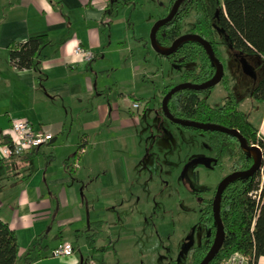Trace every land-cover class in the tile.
<instances>
[{
    "label": "crops",
    "instance_id": "obj_1",
    "mask_svg": "<svg viewBox=\"0 0 264 264\" xmlns=\"http://www.w3.org/2000/svg\"><path fill=\"white\" fill-rule=\"evenodd\" d=\"M113 1L114 11L125 2L0 0V217L16 231L20 255L15 264H95V252H105L108 241L115 245L117 240L101 234L99 229L108 224L102 215L118 213L119 193L141 177L131 156H136L145 100H133L141 104L136 116L131 104L125 106L126 94L104 80L117 70L112 57L113 13L106 17L112 20L109 39L103 25ZM37 34H47L50 40L41 61L35 68L17 69L11 63L10 45ZM78 42L96 54L92 62L74 54ZM234 52L230 65H225L230 90L234 81H245L242 98L236 99L264 137V102L252 98L264 77V56ZM130 63L135 65L132 59ZM17 117L27 118L54 138L9 160L2 141ZM154 119L164 123L161 114ZM113 141L117 145L111 150L108 144ZM82 143L85 152L79 155ZM42 235L40 250L31 255L40 257L27 263L25 255ZM81 240L77 250L75 243ZM64 241L73 244V254L53 256ZM113 252L117 254L115 248ZM257 264H264V256Z\"/></svg>",
    "mask_w": 264,
    "mask_h": 264
},
{
    "label": "rangeland",
    "instance_id": "obj_2",
    "mask_svg": "<svg viewBox=\"0 0 264 264\" xmlns=\"http://www.w3.org/2000/svg\"><path fill=\"white\" fill-rule=\"evenodd\" d=\"M169 1L130 0L113 12L112 57L117 70L104 80L126 94V107H132L133 96L145 100L146 107L143 104L140 110L145 116L136 131V156H131V164L136 163V173L141 177L119 193L118 213L102 215L108 224L99 229L101 234L105 238L111 234L117 240L115 245L108 241L105 252H95V264H187L190 249L203 244L208 233L200 221L204 199L229 174L230 159L214 165L215 153L207 134L176 124L164 115L162 89L171 82L180 84L183 71L195 67L192 62H172L151 45L152 28L166 15ZM219 2L207 0L222 45L223 64L229 66L235 52L221 27ZM194 21L193 16L186 18L184 28ZM117 41L122 42L120 47ZM130 59L135 62L133 67ZM244 86L245 81L237 80L228 91L220 82L213 87L209 102L218 106L233 94L241 100ZM133 110L138 116L139 111ZM157 114L164 123L154 119ZM115 145L114 141L108 144L110 149ZM82 240L76 241L77 250Z\"/></svg>",
    "mask_w": 264,
    "mask_h": 264
},
{
    "label": "trees",
    "instance_id": "obj_3",
    "mask_svg": "<svg viewBox=\"0 0 264 264\" xmlns=\"http://www.w3.org/2000/svg\"><path fill=\"white\" fill-rule=\"evenodd\" d=\"M175 1L170 0L168 14ZM116 3L113 1L109 6L110 9L104 14L103 25L107 27L105 32L108 39L111 36L112 20L106 17L113 13ZM192 16L195 21L186 32L196 33L207 40L215 55L223 63L222 51L214 31L207 0H184L175 17L157 31L158 44L163 47L171 46L183 34L185 19ZM219 16L221 27L230 39L232 50L264 56V0H220ZM49 41L47 34H37L30 36L24 42L11 44L12 65L19 70L37 67L43 57L42 49ZM144 45L148 48V42ZM166 57L172 62L195 63V67L183 71L181 83L201 84L211 80L217 71L216 64L211 60L204 46L195 40L182 42L173 53ZM221 82L229 91V78L226 73ZM175 85L171 82L165 86L162 97ZM212 89L213 87L205 90L188 88L176 92L168 104L170 112L177 118L237 129L249 146L258 145L264 148V137L260 135L259 128L249 120L248 115L240 109V103L236 97L231 95L223 104L214 106L209 102ZM133 97L136 99L135 96ZM252 98L257 102H264V77L253 89ZM190 129L208 135L216 156L215 166L226 157L231 160V172L249 170L254 165V156L242 149L237 136L218 130ZM8 142L10 138L5 136L2 144ZM81 145L84 146V143ZM24 155L13 156L9 160L21 158ZM262 177H264V160L262 167L256 173L236 178L225 189L221 200V219L225 228V240L222 248L209 264H225V261L236 251L245 254L249 264H257L259 258L264 256V188L260 199L250 195L252 191L259 189ZM213 197L204 200L205 206L200 217L201 222L209 228V233L205 236L202 245L191 249L190 264H200L215 242L217 221L213 211ZM44 237L45 235L40 236L25 255L27 263L40 257L31 255L40 250ZM19 255L20 247L16 231L0 217V264H15Z\"/></svg>",
    "mask_w": 264,
    "mask_h": 264
},
{
    "label": "water",
    "instance_id": "obj_4",
    "mask_svg": "<svg viewBox=\"0 0 264 264\" xmlns=\"http://www.w3.org/2000/svg\"><path fill=\"white\" fill-rule=\"evenodd\" d=\"M183 1L184 0H176L174 5H173L172 10L170 11V13L167 16H165L164 18H161L160 20L155 22V24L152 28L151 36H150L151 45L158 53H160L164 56H168L171 53H173L176 50V48L182 42L187 41V40L198 41L199 43H201L204 46L209 57L216 64L217 71H216L215 76L207 82H204L201 84H194L191 82H183V83L177 84L174 87H172L169 90V92L163 97L162 108H163L164 115L169 120H171L172 122L179 124L181 126H184V127H190V128H196V129H206V130H218V131L233 134V135L238 137L242 149L244 151L250 152L255 158V163L249 170L236 171V172L230 173L229 175L224 177L217 186L216 194H215V198H214V203H213L214 215H215V218L217 221V235H216V239H215V242H214L212 248L208 252L205 259L200 263V264H209L214 259V257L217 255V253L220 251V249L223 246L224 240H225V228H224V224H223L222 219H221L222 195H223L225 189L227 188V186L232 181H234L236 178L253 175L262 167L263 160H264V152L262 151V149L258 145L249 146L247 144L245 138L242 136V134L237 129L226 128V127L218 125V124H212V123H206V122H197V121H191V120H186V119H182V118H177L170 112L168 104H169L170 99L172 98V96L176 92H178L180 90L188 89V88L197 89V90H205L208 88H212L216 84L220 83L222 81L224 75H225L224 64L215 55L211 44L207 40H205L202 36H200L198 34H194V33L183 34L180 37H178L169 47H162L158 44V42H157V31L159 30V28L161 26H163L165 23L171 21L175 17V15L178 13L179 8H180ZM254 153L256 154V156Z\"/></svg>",
    "mask_w": 264,
    "mask_h": 264
},
{
    "label": "built area",
    "instance_id": "obj_5",
    "mask_svg": "<svg viewBox=\"0 0 264 264\" xmlns=\"http://www.w3.org/2000/svg\"><path fill=\"white\" fill-rule=\"evenodd\" d=\"M73 52L85 62H92L96 57V54L92 50L87 49L83 44H81V42H78L74 46ZM132 106L135 109H139L141 104L140 102L135 101ZM8 137L10 138V142L2 144L3 155L7 159L12 158L13 156L27 154L45 144L50 143L53 140L54 135L44 129H36L33 123L27 118L17 117L12 119ZM261 149L264 152V148ZM84 152L85 146H81L79 155ZM263 188L264 177H262V183L259 189L252 191L250 195L256 199H260ZM73 251V244L71 242L64 241L53 250V256H70L73 254ZM225 264H249V259L245 254L236 251L225 261Z\"/></svg>",
    "mask_w": 264,
    "mask_h": 264
},
{
    "label": "flooded vegetation",
    "instance_id": "obj_6",
    "mask_svg": "<svg viewBox=\"0 0 264 264\" xmlns=\"http://www.w3.org/2000/svg\"><path fill=\"white\" fill-rule=\"evenodd\" d=\"M169 4H170V1H169ZM169 4H168V6H167V13H166V15H164V17L168 15V12H169V11H168V7H169ZM164 17H163V18H164ZM190 27H191V26H189L188 28H184V29H183V34H187L188 32H186V31H187ZM189 33H191V32H189ZM183 34H182V35H183ZM194 34H196V33H194ZM217 40H218V39H217ZM218 42H219V44H220V41H219V40H218ZM230 45H231V44H230ZM224 68H225V65H224ZM213 151H214V150H213ZM214 153H215V152H214ZM215 158H216V156H214V162H215ZM226 158H227V157H226ZM228 159H229V158H228ZM216 166H217V165H216ZM234 172H236V171H234ZM230 173H233V172L230 171V165H229V174H230ZM229 174H228V175H229ZM226 176H227V175H226ZM226 176H225V177H226ZM217 186H218V185H217ZM216 189H217V187L214 189L212 195L209 196V197H207V198H205V199H211V198L213 197L214 192H215V194H216ZM215 194H214V197H213V203H214ZM205 199H204V200H205ZM204 206H205V203L203 204V206H202V208H201V211H202V209H203ZM213 211H214V208H213ZM214 216H215V215H214ZM200 217H201V212H200ZM200 221H201V220H200ZM203 224H204V223H203ZM204 225H205V224H204ZM205 226H206V225H205ZM208 233H209V228H208ZM208 233H207V234H208ZM207 234H206V235H207ZM206 235H205V236H206ZM216 235H217V233H216ZM205 236H204V238H205ZM204 238H203V240H204ZM215 239H216V237H215ZM203 243H204V241H203ZM201 245H202V244H201ZM198 246H199V245H198ZM194 247H197V246H194ZM194 247H192V248H194ZM192 248H191V249H192ZM191 249H190V251H191ZM190 259H191V258H190V252H189V258H188V263H187V264H190Z\"/></svg>",
    "mask_w": 264,
    "mask_h": 264
},
{
    "label": "bare ground",
    "instance_id": "obj_7",
    "mask_svg": "<svg viewBox=\"0 0 264 264\" xmlns=\"http://www.w3.org/2000/svg\"><path fill=\"white\" fill-rule=\"evenodd\" d=\"M255 154V153H254ZM255 156H256V154H255Z\"/></svg>",
    "mask_w": 264,
    "mask_h": 264
}]
</instances>
